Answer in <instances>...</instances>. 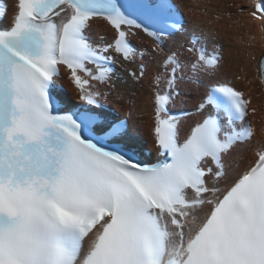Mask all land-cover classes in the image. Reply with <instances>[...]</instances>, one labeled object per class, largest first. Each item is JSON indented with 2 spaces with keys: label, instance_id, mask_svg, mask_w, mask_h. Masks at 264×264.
<instances>
[{
  "label": "snow or ice",
  "instance_id": "6c2138e0",
  "mask_svg": "<svg viewBox=\"0 0 264 264\" xmlns=\"http://www.w3.org/2000/svg\"><path fill=\"white\" fill-rule=\"evenodd\" d=\"M12 7L0 28V264H264V139L253 145L250 121L257 109L230 84L211 83L181 136L193 113L169 106L181 83L214 76L220 57L195 32L165 51V40L184 31L173 0ZM251 14L264 19V0ZM7 15L0 5V22ZM97 22L110 39L92 40ZM141 32L150 50L132 45ZM148 63L155 163L133 158L128 120L101 103L109 94L101 88L126 91ZM60 66L82 103L58 100ZM258 79L264 85V53ZM243 151L252 158L236 171L231 161Z\"/></svg>",
  "mask_w": 264,
  "mask_h": 264
},
{
  "label": "bare ground",
  "instance_id": "6f19581e",
  "mask_svg": "<svg viewBox=\"0 0 264 264\" xmlns=\"http://www.w3.org/2000/svg\"><path fill=\"white\" fill-rule=\"evenodd\" d=\"M14 0H6L10 20ZM186 17L187 32L200 31L201 35L208 38V47L220 53V64L214 76L203 79L204 82L227 81L235 84L251 98L252 105L257 112L250 116L254 124L255 135L253 145L259 139H264V134L258 128L257 117L260 115L263 85L258 79V60L264 53V20L251 16L256 0H175ZM99 24V27L97 26ZM93 34L111 35L105 26L97 22L93 25ZM186 40L185 34L168 41L172 46L182 40ZM154 64L148 63L147 76L141 83L133 84L126 91L117 89L112 91L107 87L103 91L110 90L104 100L116 112L126 116L128 114L129 130L138 142L148 140L147 148L155 154L150 135L151 92L149 81L154 72ZM240 78V80H239ZM74 101L77 99L75 90L69 86L66 80H62ZM181 100L187 102V108L196 107L197 102L206 91V86L189 85L181 83ZM199 119L197 114L186 119L182 126L188 127ZM185 129H183V135ZM252 158L250 151H243L231 161L236 171L243 170Z\"/></svg>",
  "mask_w": 264,
  "mask_h": 264
},
{
  "label": "rangeland",
  "instance_id": "374dc122",
  "mask_svg": "<svg viewBox=\"0 0 264 264\" xmlns=\"http://www.w3.org/2000/svg\"><path fill=\"white\" fill-rule=\"evenodd\" d=\"M183 12V11H182ZM184 14V13H183ZM184 18H185V24H186V17H185V14H184ZM127 79V78H126ZM239 80H240V78H239ZM67 90V89H66ZM67 95H68V97L70 98V99H72L73 100V98H72V95H71V93L69 92V91H67ZM188 106V105H187ZM120 115H122V114H120ZM142 142V144H144V145H146V148H147V142H148V140L147 139H145V141L143 140V141H141Z\"/></svg>",
  "mask_w": 264,
  "mask_h": 264
}]
</instances>
